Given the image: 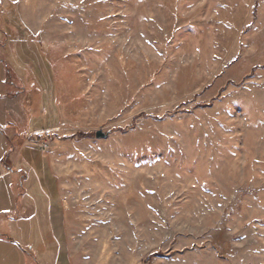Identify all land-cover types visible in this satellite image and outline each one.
<instances>
[{
    "label": "rangeland",
    "instance_id": "1",
    "mask_svg": "<svg viewBox=\"0 0 264 264\" xmlns=\"http://www.w3.org/2000/svg\"><path fill=\"white\" fill-rule=\"evenodd\" d=\"M0 97V264H264V0H0Z\"/></svg>",
    "mask_w": 264,
    "mask_h": 264
},
{
    "label": "trees",
    "instance_id": "2",
    "mask_svg": "<svg viewBox=\"0 0 264 264\" xmlns=\"http://www.w3.org/2000/svg\"><path fill=\"white\" fill-rule=\"evenodd\" d=\"M25 72H26V77H27V79H26V82H27V84L26 85H28V86H30V85H34V86H36V84H35V82H34V78H31L30 76H29V74H30V71H29V69H26L25 70ZM32 74V73H31ZM30 78V79H29ZM36 81V80H35Z\"/></svg>",
    "mask_w": 264,
    "mask_h": 264
},
{
    "label": "water",
    "instance_id": "3",
    "mask_svg": "<svg viewBox=\"0 0 264 264\" xmlns=\"http://www.w3.org/2000/svg\"><path fill=\"white\" fill-rule=\"evenodd\" d=\"M106 136H107V134H104V133H102L101 131H97L96 133H95V137L96 138H100V139H104V138H106Z\"/></svg>",
    "mask_w": 264,
    "mask_h": 264
},
{
    "label": "built area",
    "instance_id": "4",
    "mask_svg": "<svg viewBox=\"0 0 264 264\" xmlns=\"http://www.w3.org/2000/svg\"><path fill=\"white\" fill-rule=\"evenodd\" d=\"M41 148H42L43 150H47V149H48V145H47V144H44V145L41 146Z\"/></svg>",
    "mask_w": 264,
    "mask_h": 264
},
{
    "label": "crops",
    "instance_id": "5",
    "mask_svg": "<svg viewBox=\"0 0 264 264\" xmlns=\"http://www.w3.org/2000/svg\"><path fill=\"white\" fill-rule=\"evenodd\" d=\"M2 97H0V99H1ZM42 260V259H41ZM40 259H37V262L40 264V262H42Z\"/></svg>",
    "mask_w": 264,
    "mask_h": 264
}]
</instances>
